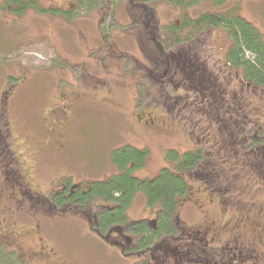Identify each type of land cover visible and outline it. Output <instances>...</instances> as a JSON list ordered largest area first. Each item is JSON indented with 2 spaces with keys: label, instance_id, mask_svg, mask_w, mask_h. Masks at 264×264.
<instances>
[{
  "label": "rangeland",
  "instance_id": "rangeland-1",
  "mask_svg": "<svg viewBox=\"0 0 264 264\" xmlns=\"http://www.w3.org/2000/svg\"><path fill=\"white\" fill-rule=\"evenodd\" d=\"M38 1L40 7L46 8L45 12L30 8L17 15L1 7L3 0H0V108L12 89L7 86L6 77L19 80L9 100L11 124L5 140L8 137L14 154L20 156L22 173L33 176L37 187L32 196L36 200H46V195L61 185L64 175L73 174L71 180L82 184L109 178L117 171L112 163L113 151L122 147L148 150L145 167L134 172L139 178L158 174L167 164L168 149L186 152L202 145L211 159L219 163L224 160L220 156V140L213 136L218 123L225 121L224 105H232L233 98H242L255 124L263 121V90L244 82L237 70L226 64L230 44L227 31L214 28L169 49L173 54H168L172 53L169 51L159 54L155 41L151 40L155 22L161 26L182 14V9L170 1L155 0L148 4L147 10L146 5L138 6L139 3L130 0H97L93 8L78 0ZM235 2L241 4V13L247 20L264 29V0H228L220 8L211 1L199 0L191 4L187 14L195 17L225 9ZM104 3L107 8L102 6ZM55 8L62 12L53 13ZM69 10L70 15L65 13ZM147 13L148 17L152 15L150 20ZM171 57L189 65L169 64ZM199 68L205 77L211 75L209 81L195 79ZM195 80L205 91L203 94L198 92ZM204 82L211 85L214 93ZM61 92H66L67 101L60 102ZM61 125L65 128L52 135L58 139L65 134L70 144L67 148L61 144L62 150L57 151L59 147L53 144L49 129ZM39 141H48L46 152L40 151ZM231 163L232 160L220 164L218 171L223 174L224 183L227 180L231 183L234 174L240 173L235 184L241 198L236 209L239 211L233 217L219 219L213 230L222 236L235 231L234 239L238 242L231 244L235 246V260L251 247L258 251L256 256L258 253L263 256L264 186L259 183L262 179L256 180L258 173L244 168L247 162L237 167ZM189 180L188 197L192 202L185 200L179 215L188 226L194 227L198 212L208 208L210 211L214 206H208V200L213 199L215 205L218 198L199 179L190 176ZM15 199H0V216L6 223L3 240L19 248L32 264H45L47 259L52 264H125L119 247L103 242L89 231L83 214L51 216L52 225L43 213L28 212ZM105 203L94 199L83 208L88 210L86 215L93 217ZM150 212L142 193L136 195L127 210L130 219L135 220L152 216ZM182 226L177 235L163 243L162 249L171 254L160 257V264L194 263L175 254L192 247L189 232ZM42 244L49 246L51 256L47 259L44 255L48 251L41 248ZM225 255V260L222 256L215 257V262L232 264L231 253ZM210 261L213 260L208 258L201 264H215ZM256 261L264 264L262 258Z\"/></svg>",
  "mask_w": 264,
  "mask_h": 264
},
{
  "label": "trees",
  "instance_id": "trees-1",
  "mask_svg": "<svg viewBox=\"0 0 264 264\" xmlns=\"http://www.w3.org/2000/svg\"><path fill=\"white\" fill-rule=\"evenodd\" d=\"M78 1L81 3L83 1V3L90 8L97 5V0ZM154 1L155 0H130L131 3L136 5L139 3L138 6L146 5L144 6L145 9H148V4ZM167 1L180 7L182 9V14L178 19L172 20L161 26L159 22H155L156 31H154L151 40L155 41L154 45L159 54L163 51H169L172 53L168 54H173V50L171 51L169 49L191 42L214 28L223 29L227 31L230 39L226 55L227 66L229 68H235L244 82L258 87V89L261 88L264 92V29H260L256 24L247 20L242 15V6L239 2L232 3L225 9L203 12L194 17L187 14V10L192 3L199 0ZM207 1H211L216 7L220 8L224 7V4H226L228 0ZM79 5L83 7L82 4ZM80 6H78V8H81ZM102 6L105 8L108 7L106 3ZM1 7L15 12L17 15H21L30 8H36L43 12L46 11V8L39 6L38 0H3ZM52 11L53 13L62 12L60 8L52 9ZM65 13L70 15L72 11L69 10ZM151 16L152 15L148 17L147 13L149 20L152 18ZM148 43L147 41V45ZM162 60L161 58V62ZM168 62L169 64L171 62L181 64L183 67L189 65L185 60H173L172 57ZM174 63H172V65ZM99 68L97 71H99ZM196 72L197 77L195 79L199 81H209L208 76L210 77L211 75L207 74L208 76L205 77L201 68ZM6 81L7 86L12 89L7 92L3 101H1L3 105L2 108H0V131L2 132L0 142L2 143L6 142L5 137L7 136L11 124V117H8V111H10V108H8L9 100L11 96L14 95L13 87L19 83V80H16L13 76L12 78H10V76L6 77ZM199 81L195 80L197 85V87H195L198 89V92L203 94L205 91L200 89ZM183 84L186 85V82ZM204 84L210 92L214 93L211 85H206L205 82ZM187 87L193 86L188 85ZM159 92L160 91H156L157 94H160ZM221 93L227 95L223 90H221ZM62 98H66V92H61V96H59L60 102H63ZM156 101H159V99ZM231 104L232 105H224L226 117H223V119L225 121L223 124L218 123L217 130L213 136L220 140V156L224 160H219V163L217 160L211 159L210 152L204 150L202 145L188 149L186 152L168 149L166 151L167 164L165 167L153 177L139 178L134 175V172L137 169L145 167L149 155L148 150L146 148L139 149L132 146L122 147L113 151L112 163L117 171L115 170L116 172L109 178L82 184L71 180L74 177L73 174L64 175L60 179L61 183H63L62 187L59 188L58 186L55 190H51L49 194L51 196L46 195V200L43 201L36 200L32 196V193H34L32 191L37 187L34 184L33 188V176L24 175L22 171L21 173L17 172V170H21L22 167L19 162L20 156L15 155L16 159L14 161L17 162V165L12 163V166L7 168L0 163L2 170L0 174V199L7 198L10 194L13 196L17 195L18 199L15 201L20 205V208L25 207L23 209L26 211L28 210V212L34 210L43 213L44 216L49 218L51 224L54 220L50 218L51 216L61 218V216L66 215L67 217V215L72 212L71 215L76 216L78 213H74V211L79 210V207L83 209V207L86 206V202L91 203L94 199H101L107 202V205L105 203L99 212L101 218L98 226L99 232L104 233L110 227H114V225L129 226V233L140 235L144 240V243L137 247L138 251L139 249H144L145 253H147L150 250L149 248H153L156 243H160L159 248L162 249L163 243H166V240L179 233V209L183 205V202L185 200L186 202H192L188 197L191 191L190 176L193 179H199L201 183H205L206 188L214 195V198H218L216 206H222L226 209H230L231 207L232 209H237L239 207L238 203H240L241 198L238 197L240 193L237 192L235 184L241 175L237 172L234 174V177H232L233 181L231 183L230 180L224 183L222 178L223 174L218 171L220 164L224 165L223 163L232 160L231 164L237 167L243 162H247V166L243 164L244 168L246 167L247 171L253 174L254 171L257 172L258 178L256 180L262 179V182L259 183L264 186V118L261 123L255 124L254 120H251L248 116L247 106L242 98L241 100L233 98ZM217 109H219V107ZM64 128L65 126L61 125L59 128L53 127L49 129L50 136H52L54 141L53 144L59 147L57 151L62 150L63 145L61 144H65V148L70 144V140L66 138L65 134L58 139H55L52 135V132L60 131ZM39 142L40 145L43 143L42 141ZM46 144H48V141L44 142L42 146L39 145L42 153L46 152L45 148L48 146ZM2 159H4V157L1 155L0 161H2ZM10 159V156L7 158L5 157V164L11 165ZM23 170L26 171L25 168H23ZM6 178H8V180H6ZM9 183L12 187L8 188V193L5 185L8 186ZM22 185H26V188ZM27 186L33 188L32 191L27 192ZM36 192L38 193L39 191ZM139 193L146 196L147 206L152 216L144 217L140 220H128L126 211ZM5 194L9 195L2 197V195ZM64 207L71 208L72 211H63L62 209ZM43 208L46 210H42ZM111 208H113L112 212L108 213L107 209ZM83 217L86 218L84 215ZM0 218V264H31L23 253L19 252V248L15 246L11 247L5 243L3 239L4 232H6V223L1 216ZM203 237V235L199 236V234L195 233L193 237L190 238L192 241L191 249L184 253H178L175 249V254H180L181 257L185 258L184 260L186 262L194 261L192 264L198 263L199 256L202 254L200 250ZM207 253L209 254V258H213L215 255L212 250ZM222 254L225 260V253ZM254 255H256V253H254ZM176 257L174 256V258ZM256 257L262 258L259 253ZM256 257H251L254 260L250 262L246 261L242 255L237 264H259L256 261L258 259ZM211 262L212 261L209 263Z\"/></svg>",
  "mask_w": 264,
  "mask_h": 264
},
{
  "label": "flooded vegetation",
  "instance_id": "flooded-vegetation-1",
  "mask_svg": "<svg viewBox=\"0 0 264 264\" xmlns=\"http://www.w3.org/2000/svg\"><path fill=\"white\" fill-rule=\"evenodd\" d=\"M66 98H62L63 102L67 101ZM63 122H64V119H63ZM1 134H2V132L0 131V139L2 136ZM2 148H4V151ZM1 155L4 157V159H2V161H0V163H2L4 166L9 168L12 166V163H15L17 165V162L14 161L16 159V157H15L16 154H14L12 147H11V144L8 142V137L6 139V142H4V143L0 142V156ZM8 156H10V158H11L10 159L11 165L7 164V163L5 164V161H6L5 157L7 158ZM15 171H16V169H15ZM21 171L22 170H20V169L17 170V172H20V173H21ZM1 172H2V170L0 167V174H1ZM6 180H8V178H6ZM32 185L34 188V183ZM62 185H63V183H61V185H59V188H61ZM22 186L24 188H26V185H22ZM5 187H6L7 192L9 193L8 188L12 187V185H10V183H9V185L8 186L5 185ZM33 188H31L30 186H27V189H28L27 192L32 191ZM8 197L11 200H13V199H15V197H18V196L17 195L13 196L10 194ZM15 200H17V199H15ZM208 202H209L208 206H214V208H210V211H208V209H209L208 208L207 211H205V212H203V210H200L197 214V219L195 220L197 223L194 224V227L188 226V223L185 220H183L181 218V216H179V221H178L180 226H182V224L185 225L182 227L186 229V233L189 232L190 238H192L195 233L199 234V236H201V235L204 236L201 246L206 247V250H204V249L200 250V251H202V254H201V256H199V262L196 264L206 263L208 258H209V254L207 252L211 251V250L214 251V253H215L213 258H210L211 260H213L212 262L216 261L215 257H221L223 255L222 253H225V254L231 253V256H229V257H231V259H234V261H232V264H237L239 262V259L235 260V254H234L235 253V251H234L235 246L231 245L232 243L238 242V240L236 241L234 239L236 237L235 231L231 230L230 232L223 235V236H225L223 238L222 234H219V233L217 234V232H215L213 230L214 224H217L218 222H220V221H218L219 219L224 218V217H227V219H228L230 216L233 217L236 209H232V207L230 209H226L225 207H222V206H220V207L218 205L216 206V204L213 205V202H214L213 199L208 200ZM78 209L79 210L74 211V213H80L86 217V219H84V220H86V225H87L89 231L90 230L93 231L98 236V238L100 240H102L103 242H106L108 244L119 247V249L122 251V253L125 257V260H124L125 264H160L158 262L160 257L163 256L164 258H166V256H165L166 254H169V255L171 254L170 252L166 253V251L164 249L161 250L159 248L160 243H156L153 248L150 247L149 248L150 250L147 253H145L144 249H139V251H138L137 247L141 246L142 243H144L143 242L144 240H143V238L140 237V235L131 234V232L129 233V231H130L129 226H124V225L123 226L122 225L116 226V225H114V227H110L106 232L101 233L98 231V228H99L98 226H99V223L101 221V218L99 216L100 211H98V213L93 214V217H89L88 215H86L88 212L87 208L81 209V207H79ZM112 209L113 208L107 209V212L111 213ZM42 210H46V209L43 208ZM62 210L63 211H72L71 208H65V207ZM226 211H228V214L226 213ZM208 215H210V216H208ZM200 216H201V221L198 222V218ZM126 217L128 218V220H130V217L128 214L126 215ZM128 220H126V221H128ZM180 226H179V228H180ZM132 229L135 230L134 228H132ZM179 232H180V230H179ZM115 237H118V238L114 239ZM48 247L49 246L42 244L41 248L44 251H48V249H49ZM169 248H170V245H169ZM190 249H191V247H190ZM223 249H224V251H223ZM246 250H247L246 253L241 252L246 261L253 259L251 257H256V255H254V253H257L258 252L257 250L255 251L254 249H252V247L250 249H246ZM161 251L164 253L160 254ZM207 255H208V257H207ZM50 256H51V254L49 251L47 252L46 255H44V257L46 259ZM261 257L264 260V255ZM256 258H259V257H256ZM28 261H29V259H28ZM45 262H46L45 264H52L53 263L52 261H50L48 259ZM59 263H57V264H59ZM60 264H64V263H60ZM163 264H167V263H163ZM215 264H219V262H215Z\"/></svg>",
  "mask_w": 264,
  "mask_h": 264
}]
</instances>
